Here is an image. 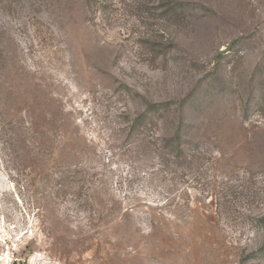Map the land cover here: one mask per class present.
I'll use <instances>...</instances> for the list:
<instances>
[{"label":"rangeland","instance_id":"obj_1","mask_svg":"<svg viewBox=\"0 0 264 264\" xmlns=\"http://www.w3.org/2000/svg\"><path fill=\"white\" fill-rule=\"evenodd\" d=\"M14 262L264 264V0H0Z\"/></svg>","mask_w":264,"mask_h":264},{"label":"trees","instance_id":"obj_2","mask_svg":"<svg viewBox=\"0 0 264 264\" xmlns=\"http://www.w3.org/2000/svg\"><path fill=\"white\" fill-rule=\"evenodd\" d=\"M160 108L159 110H161V108H163L165 106V104H154V107ZM155 107V108H156ZM167 109V108H166ZM154 110V109H153ZM136 127V124L133 125V127ZM165 143L163 144V148L169 150L170 152H172L173 156L176 159H182L184 158L183 156V152H184V141H183V137H182V132L179 129V131H177L176 133H174L169 139H164ZM14 264H16L14 262Z\"/></svg>","mask_w":264,"mask_h":264}]
</instances>
